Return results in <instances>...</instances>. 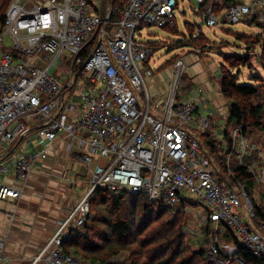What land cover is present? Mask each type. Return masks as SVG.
I'll return each instance as SVG.
<instances>
[{
	"label": "built area",
	"instance_id": "obj_1",
	"mask_svg": "<svg viewBox=\"0 0 264 264\" xmlns=\"http://www.w3.org/2000/svg\"><path fill=\"white\" fill-rule=\"evenodd\" d=\"M119 2L120 8L113 0H11L5 10L0 25V201L19 199L21 190L4 180L10 176L24 184L56 140L66 142L90 176L87 193L30 264H91L64 253L62 246L71 230L85 223L89 196L98 188L143 194L150 204L182 213L200 205L198 225L211 224L215 233L225 227L238 246L264 260V223L255 228L253 205L243 185L232 182L231 172L236 163L264 190V146L251 142L241 128L227 134L225 127L214 129L211 119L221 110L210 107L199 89L181 95L183 58L174 65L166 97L152 106L146 78L153 73L154 48L135 39L143 27H176L175 16L185 2L192 10L198 6L194 13L207 28H217L215 7L207 0ZM118 10V18L111 19ZM223 17L229 24L264 23V0H234ZM202 34L196 30L191 39ZM33 124L39 126L36 137L42 145L7 156L8 147ZM206 133L212 150L202 143ZM208 242L211 262L230 264L213 236ZM3 244L0 236V263L9 264Z\"/></svg>",
	"mask_w": 264,
	"mask_h": 264
},
{
	"label": "trees",
	"instance_id": "obj_2",
	"mask_svg": "<svg viewBox=\"0 0 264 264\" xmlns=\"http://www.w3.org/2000/svg\"><path fill=\"white\" fill-rule=\"evenodd\" d=\"M10 2L11 0H0V25ZM113 2L116 7H121L119 0ZM206 3L213 5L214 14L220 16L234 4V0H207ZM118 14L119 10L111 18L115 19ZM225 23L222 17L219 25ZM246 24H255L259 33L252 36L221 27L223 33L233 39L232 43L223 41L237 50L245 49L248 52L257 47L259 54L255 56L264 72V23L249 20ZM164 30L174 31L176 27ZM196 30L202 31L200 26H192L190 37L183 45L194 49L195 46H200L197 52L204 55L210 50L207 47L211 41L204 34L200 39L192 40ZM235 52L223 54L222 63L219 65V94L225 100L224 106L228 107L225 133L241 128L251 142L264 146V81L252 78L247 84L240 82V68H251V53L241 56ZM231 70H237L238 74L232 75ZM201 138L206 148L212 150L209 133L201 135ZM231 172L232 182L241 183L250 198L257 219L254 222L255 228L258 229L259 222L264 223V191L236 163H232ZM255 191H263L258 193V205L254 203L257 197L253 194ZM89 206L90 213L85 223L78 229L71 230L69 239L62 246L64 253L85 263L122 264L126 260L129 264H213L202 248L195 252L190 251L189 242L183 236L184 218L173 208L150 204L143 194L111 192L105 188H98L89 196ZM207 232L212 234L218 246L222 244L219 241L221 238L233 242L234 249L225 256L230 258V263L264 264L263 259L238 246L232 232L225 227L222 226L215 233L209 225ZM112 259L116 261L111 262Z\"/></svg>",
	"mask_w": 264,
	"mask_h": 264
},
{
	"label": "crops",
	"instance_id": "obj_3",
	"mask_svg": "<svg viewBox=\"0 0 264 264\" xmlns=\"http://www.w3.org/2000/svg\"><path fill=\"white\" fill-rule=\"evenodd\" d=\"M104 5L106 7V4ZM117 18L118 16L115 19ZM206 65V74L204 77H198L196 88L206 87V97L213 101L216 94L218 96V91L215 92L209 79L216 69H212L210 64ZM192 73L196 77L197 70ZM151 79L146 78L149 81ZM159 91L153 88V97L164 99L167 92L161 94ZM38 130V125H31L26 136L17 144L8 147L7 156H12L13 151L17 150L36 151V148L42 145L36 137ZM71 151L65 141L56 140L48 146L46 155L37 161L24 184L14 183L10 176L4 180L5 184L21 190L19 199L0 201V236L4 238L2 252L9 264H30L48 245L58 228V223L87 193L90 186L89 173L74 159ZM95 163H102V160L97 159Z\"/></svg>",
	"mask_w": 264,
	"mask_h": 264
},
{
	"label": "rangeland",
	"instance_id": "obj_4",
	"mask_svg": "<svg viewBox=\"0 0 264 264\" xmlns=\"http://www.w3.org/2000/svg\"><path fill=\"white\" fill-rule=\"evenodd\" d=\"M194 10L190 8L189 3L185 2L183 5L179 6L178 11L180 13L176 14L175 22H176V30H164L158 29L155 27H143L135 36V39L146 43L147 45H151L154 48V54L150 58L149 68L153 70L152 78L150 81H147L148 91L150 93V102L153 106L154 102H160L163 99L153 97V88L160 90L161 94H166L168 92V88L170 86L172 77H173V68L176 61L179 58H183L185 62V66H190L191 68L184 69L180 76L179 83V91L181 95L187 97L192 93V91L198 90L196 88L197 82L199 81L198 77H204L206 74V64H210L212 69H216L210 76V82L213 85V88L216 90V98L212 99L206 97L205 88L199 87L200 92L203 94L208 101L210 107L215 108V110L220 111L221 113L215 117H211V123L214 129L225 127L224 117L228 113V107L224 106L225 100L219 94V80H220V70L219 65L222 63L223 54L229 55L235 52L236 54H240L241 56L250 55V63L251 69L249 68H240L239 81L244 83H249L250 79L258 78L264 81V72L261 69L260 64L258 63L255 54H259L258 48H253L252 52H248L245 49H239L229 46L224 41H228L232 43V37L225 35L222 31L223 29H230L234 32L247 33V35L255 36L259 33V30L255 26V24L247 25L246 22H240L238 24H229L225 23L222 25H218V27L207 28L203 24V17L200 14L194 13L198 6L194 5ZM201 13L203 11V7L200 9ZM225 11H223L220 16H218V20L222 23V17ZM185 14V15H184ZM220 24V23H219ZM192 26H200L205 38H207L211 43H209V47L207 49L209 51L205 52L204 55H200L197 52V49L200 46H195L190 48L187 45H183L186 40L189 39L191 34ZM222 27V28H221ZM224 34V35H223ZM224 40V41H223ZM5 43L8 44V40H5ZM221 44V46H220ZM202 46V44H201ZM206 46V45H205ZM211 46V47H210ZM223 46V48H222ZM226 46V47H225ZM225 47V48H224ZM253 55V56H252ZM175 60V62H174ZM172 61V62H171ZM171 62V63H170ZM174 62V63H173ZM208 67V66H207ZM196 77L192 72H196ZM251 70V71H250ZM232 75L238 74L237 70H231ZM216 72V73H215ZM202 74L199 76L198 74ZM236 73V74H235ZM209 75V74H208ZM155 84L153 85V83ZM158 84V86H157ZM156 86V87H155ZM158 92V93H159ZM167 95V94H166ZM166 97V96H165ZM164 97V98H165ZM220 118V119H219ZM203 145L205 144L204 140L201 138ZM17 144V143H15ZM14 144V145H15ZM11 145L10 147H12ZM212 156H215L214 154ZM264 191V190H263ZM263 191H255L253 194L256 195V201L254 203L258 205V201L260 199L258 193H263ZM264 203V201H262ZM261 203V201H260ZM179 211L180 215L183 216V236L185 240L189 242V249L191 252L198 251L199 249H203L207 253V249L210 245L209 236L212 234H208L207 229L208 225L204 224L202 226L197 224L198 213H201V206H195L191 209L190 213H182L180 209H175ZM220 239V237H219ZM219 241L222 244H219V248L221 250L222 257H227V254L232 251L233 242L226 241L221 238ZM227 259V258H226ZM210 260V259H209ZM116 261V260H114ZM230 262V258H228ZM122 264H129L128 261H124ZM214 264V263H213ZM232 264V262L230 263Z\"/></svg>",
	"mask_w": 264,
	"mask_h": 264
},
{
	"label": "bare ground",
	"instance_id": "obj_5",
	"mask_svg": "<svg viewBox=\"0 0 264 264\" xmlns=\"http://www.w3.org/2000/svg\"><path fill=\"white\" fill-rule=\"evenodd\" d=\"M185 15V14H184ZM241 33V32H240ZM247 34V33H246ZM258 34V33H257ZM224 35V34H223ZM228 36V35H227ZM201 49H202V47H201ZM253 56V55H252ZM257 61V60H256ZM260 64V63H259ZM228 65V64H227ZM240 68V67H239ZM251 69V68H250ZM251 71V70H250ZM225 73V72H224ZM261 90V89H260ZM260 90H258V91H260ZM263 92V91H262ZM227 134V133H226Z\"/></svg>",
	"mask_w": 264,
	"mask_h": 264
},
{
	"label": "water",
	"instance_id": "obj_6",
	"mask_svg": "<svg viewBox=\"0 0 264 264\" xmlns=\"http://www.w3.org/2000/svg\"><path fill=\"white\" fill-rule=\"evenodd\" d=\"M210 258H213V257H210Z\"/></svg>",
	"mask_w": 264,
	"mask_h": 264
}]
</instances>
